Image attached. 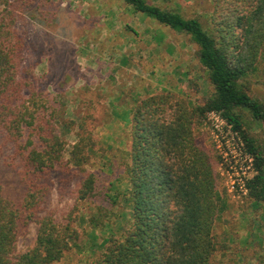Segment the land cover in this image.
I'll list each match as a JSON object with an SVG mask.
<instances>
[{"label":"trees","instance_id":"obj_1","mask_svg":"<svg viewBox=\"0 0 264 264\" xmlns=\"http://www.w3.org/2000/svg\"><path fill=\"white\" fill-rule=\"evenodd\" d=\"M36 1L0 0V129L12 143L25 186L22 198L11 199L0 185V264L61 261L79 235L72 225L78 201L101 194L98 176L87 169L98 143L94 115L64 120L48 95L23 76L31 71L23 66L26 40L18 23ZM125 2L190 35L214 93L197 107L170 90L133 106L130 147L113 150L110 158L117 179L128 183L121 195L130 206L132 223L122 239L110 237L91 264H212L222 249L214 234L220 211L218 155L198 142L195 123L217 111L239 131L254 156L249 197L264 201V140L248 131L243 112L264 126V100L250 93L248 79L264 60V0H213L212 28L147 0ZM76 126L66 159L61 128ZM57 171L70 179L77 176L71 191L75 205L62 214L46 210L41 215L52 192L51 174ZM33 222L39 225L37 237L20 251L18 238Z\"/></svg>","mask_w":264,"mask_h":264},{"label":"rangeland","instance_id":"obj_2","mask_svg":"<svg viewBox=\"0 0 264 264\" xmlns=\"http://www.w3.org/2000/svg\"><path fill=\"white\" fill-rule=\"evenodd\" d=\"M186 18H198L213 27V0H147ZM25 37L23 76L44 91L64 120L79 121L93 114L98 143L87 169L98 176L101 194L78 201L72 223L79 232L72 248L56 264H91L104 251L110 237L122 239L132 223L129 204L121 195L128 183L118 180L110 165L113 150L129 148L130 117L141 99L170 90L183 95L192 107L204 104L214 86L198 58L199 46L190 35L135 11L125 0H38L18 23ZM261 70L248 77L250 93L264 100V60ZM246 128L264 140V126L243 111ZM77 126L61 128L67 141L65 158L76 140ZM198 142L218 155L220 173L217 195L220 211L214 234L222 245L212 264H261L264 262V201L230 191L220 172L223 154L211 135L208 112L195 123ZM19 161L12 143L0 129V185L11 199H20ZM124 172V170H123ZM51 174L52 192L43 211L62 214L73 205L77 176ZM117 197L116 203L113 200ZM39 225L31 223L18 238V250L35 241Z\"/></svg>","mask_w":264,"mask_h":264},{"label":"built area","instance_id":"obj_3","mask_svg":"<svg viewBox=\"0 0 264 264\" xmlns=\"http://www.w3.org/2000/svg\"><path fill=\"white\" fill-rule=\"evenodd\" d=\"M208 119L211 121V135L223 154L220 172L227 177L230 191L248 194V180L256 173L254 156L247 150L239 131L220 112L209 111Z\"/></svg>","mask_w":264,"mask_h":264}]
</instances>
